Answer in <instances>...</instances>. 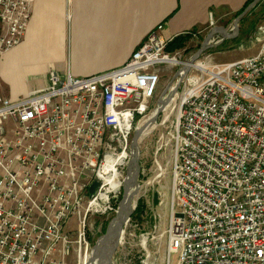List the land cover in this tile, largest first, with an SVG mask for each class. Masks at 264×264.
<instances>
[{
  "label": "built area",
  "instance_id": "built-area-1",
  "mask_svg": "<svg viewBox=\"0 0 264 264\" xmlns=\"http://www.w3.org/2000/svg\"><path fill=\"white\" fill-rule=\"evenodd\" d=\"M34 2L0 0V59L24 40ZM163 31L118 69L52 76L17 101L0 93V264H86L92 218L118 211L163 66L190 69L173 132L168 264H264V39L252 57L192 64L168 52Z\"/></svg>",
  "mask_w": 264,
  "mask_h": 264
},
{
  "label": "crops",
  "instance_id": "crops-1",
  "mask_svg": "<svg viewBox=\"0 0 264 264\" xmlns=\"http://www.w3.org/2000/svg\"><path fill=\"white\" fill-rule=\"evenodd\" d=\"M253 1L35 0L24 40L0 59V93L17 101L44 91L52 76L118 69L158 26L166 38L210 33L224 28L221 15Z\"/></svg>",
  "mask_w": 264,
  "mask_h": 264
},
{
  "label": "rangeland",
  "instance_id": "rangeland-1",
  "mask_svg": "<svg viewBox=\"0 0 264 264\" xmlns=\"http://www.w3.org/2000/svg\"><path fill=\"white\" fill-rule=\"evenodd\" d=\"M242 11L221 15L216 26L224 27L229 34L235 35L237 32L235 21ZM263 28L264 0L240 22L239 34L236 37L224 40L220 36V42L212 45L196 62L207 60V63L211 65L224 64L256 55L263 43ZM209 31V29L205 30L195 40L191 38L183 49L171 54H175L183 60L193 59ZM180 70V66H163L161 68L160 74L162 75L157 97L147 118L154 116L155 105L159 104L158 101L161 97L168 98L169 106L160 114L157 122L140 142V190L133 199L134 213L125 227L123 239L114 254L112 264H168L167 234L173 208V161L175 155L173 132L178 126L181 102L185 91V81L182 79L179 82L176 79V74ZM122 196L123 191L118 201L115 202L116 210L119 209ZM116 214L117 212H114L109 216L102 215L92 218V224H90L92 248L106 232L105 230ZM69 228L71 231L79 229L77 218L73 217L70 220ZM176 260L174 257L173 264ZM69 264H75L73 258L69 260Z\"/></svg>",
  "mask_w": 264,
  "mask_h": 264
},
{
  "label": "water",
  "instance_id": "water-1",
  "mask_svg": "<svg viewBox=\"0 0 264 264\" xmlns=\"http://www.w3.org/2000/svg\"><path fill=\"white\" fill-rule=\"evenodd\" d=\"M262 0H254L251 4H249L245 10L237 17L235 21V29L236 34L231 35L224 28H215L213 29L205 38L202 46L193 57L191 63H195L200 59V57L208 51L212 45L211 41L218 34H220L224 40L227 38H234L239 34V25L240 22L261 2ZM189 67H187L184 71H179L176 74V79L179 82L183 79L184 75L189 72ZM168 98H162L159 101L157 110L154 116L151 119V124L157 122L160 114L166 109V105L168 103ZM144 136V129L142 127L137 128L132 137L131 143V160L128 166L127 177L123 186V196L122 201L120 203L119 209L117 211L116 217L109 223V226L106 232L102 237L98 239L96 242L93 252L92 258L96 259L98 264H112L113 257L115 252L117 251L123 236L126 225L129 223L134 210L132 209V203L134 197L138 194L140 190L139 178L141 174V147L140 142ZM98 184L95 183L91 189V192H94L97 188ZM133 189V191H131Z\"/></svg>",
  "mask_w": 264,
  "mask_h": 264
},
{
  "label": "trees",
  "instance_id": "trees-1",
  "mask_svg": "<svg viewBox=\"0 0 264 264\" xmlns=\"http://www.w3.org/2000/svg\"><path fill=\"white\" fill-rule=\"evenodd\" d=\"M245 8L243 9V11L245 10ZM191 38H192V35H190V34L175 37L174 40L169 44V46L167 48L168 52L172 53V52H175L177 50L183 49L186 46L187 42L191 40Z\"/></svg>",
  "mask_w": 264,
  "mask_h": 264
},
{
  "label": "bare ground",
  "instance_id": "bare-ground-1",
  "mask_svg": "<svg viewBox=\"0 0 264 264\" xmlns=\"http://www.w3.org/2000/svg\"><path fill=\"white\" fill-rule=\"evenodd\" d=\"M220 38H216V39H213L211 41V45H215V44H218L220 42ZM179 81V80H178ZM173 90V89H172ZM174 91V90H173ZM170 102V101H169ZM169 104L167 103L166 105V109L168 108ZM153 117V116H152ZM152 117L149 119L148 123H146L145 125H143L144 127H142L144 129V136L148 133V130L154 126V124H151V119ZM133 191V189L131 190ZM86 264H98L97 260L96 259H93L92 256L88 258V260L86 261Z\"/></svg>",
  "mask_w": 264,
  "mask_h": 264
}]
</instances>
